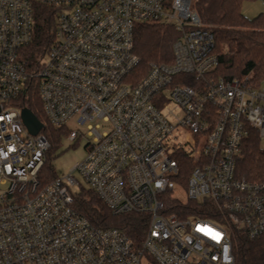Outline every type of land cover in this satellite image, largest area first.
Returning a JSON list of instances; mask_svg holds the SVG:
<instances>
[{"label": "built area", "instance_id": "built-area-1", "mask_svg": "<svg viewBox=\"0 0 264 264\" xmlns=\"http://www.w3.org/2000/svg\"><path fill=\"white\" fill-rule=\"evenodd\" d=\"M36 1L59 15L54 43L29 70L20 51ZM192 3L0 0V264H235L236 231L264 233V181L236 175L247 127L264 136V82L212 75L214 32ZM153 22L178 30L174 59L139 76L135 29ZM34 84L48 123L87 139L85 157L48 181L51 143L44 128L29 131L18 101ZM75 172L112 212L145 214L141 240L75 207ZM173 199L211 202V218H182Z\"/></svg>", "mask_w": 264, "mask_h": 264}, {"label": "trees", "instance_id": "trees-1", "mask_svg": "<svg viewBox=\"0 0 264 264\" xmlns=\"http://www.w3.org/2000/svg\"><path fill=\"white\" fill-rule=\"evenodd\" d=\"M246 0H193L192 6L203 24L212 28L215 36L214 51L218 55V66L212 71L215 77L238 78L253 85L264 82V14L249 17L242 11ZM59 8L34 3L33 36L25 45L20 55L26 61L29 70H38L43 58L55 40ZM178 30L173 24L164 22L139 23L135 29V52L140 61L139 76L145 74L152 63H171L174 59L173 43L178 37ZM194 84L191 76H180ZM187 77V78H186ZM19 104L30 108L45 123L43 132L47 135L51 150L58 138L66 133L63 128H56L47 121L37 85L29 87L21 96ZM50 151V150H49ZM49 155V152H48ZM195 164L186 162L181 169L187 179L191 167ZM236 175L250 181H264V149L260 145V135L251 126L240 144L236 159ZM57 176L50 157L47 158L41 172L43 180ZM75 207L85 214L97 227H118L133 241L141 240L147 226V217L141 212L114 213L92 188L83 187L73 192ZM171 212L180 217L199 215L211 218L213 203L200 201H170ZM235 264H264V233L249 237L244 232L236 231L234 236Z\"/></svg>", "mask_w": 264, "mask_h": 264}, {"label": "rangeland", "instance_id": "rangeland-1", "mask_svg": "<svg viewBox=\"0 0 264 264\" xmlns=\"http://www.w3.org/2000/svg\"><path fill=\"white\" fill-rule=\"evenodd\" d=\"M264 9V0H246L242 4V11L249 17L259 15ZM176 114L181 117L182 112L177 109ZM106 129L102 126L101 130ZM186 136V135H184ZM260 145L264 149V136H260ZM87 154V139L84 137L71 140L67 137V133H63L54 146L53 150L50 149L48 157L54 166L56 174L63 176L70 172L72 167L82 160ZM78 179V183L72 187V191H79L83 187L90 188L83 177L78 173H74ZM182 198H186L185 193H181Z\"/></svg>", "mask_w": 264, "mask_h": 264}, {"label": "water", "instance_id": "water-1", "mask_svg": "<svg viewBox=\"0 0 264 264\" xmlns=\"http://www.w3.org/2000/svg\"><path fill=\"white\" fill-rule=\"evenodd\" d=\"M21 115L31 133L37 134L44 128V122L30 108L23 107Z\"/></svg>", "mask_w": 264, "mask_h": 264}]
</instances>
